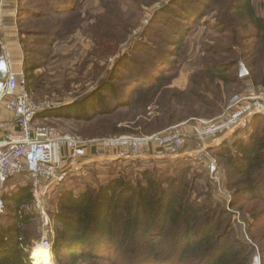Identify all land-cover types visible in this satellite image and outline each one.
<instances>
[{
  "label": "trees",
  "instance_id": "16d2710c",
  "mask_svg": "<svg viewBox=\"0 0 264 264\" xmlns=\"http://www.w3.org/2000/svg\"><path fill=\"white\" fill-rule=\"evenodd\" d=\"M215 2L216 0H207V3L202 2L200 7L206 12L209 10V4ZM225 2L228 20L219 21V27L231 30V45L239 47L242 52L250 53L242 55L248 77L240 79L237 70L233 73L239 80H247L251 86L264 91V17L257 12L254 0ZM51 4L49 11L44 12V15L49 13L50 17L55 16L63 25L70 24L78 16V8L73 4L67 6L66 2L60 0ZM197 12L199 11H186L187 19L199 21L203 14ZM24 16L27 17L25 21L31 20L30 24L26 25L30 32L24 34L19 30L21 37L18 42L22 57L19 69L13 70L23 73V89L35 101L40 100L38 97L43 94L45 85V79L39 73L41 65L37 61V55L42 53L45 59L50 57L51 53H54L55 42L68 31L62 27L60 29L58 22L48 27L32 26V22L40 16L35 11H30ZM104 19L107 21L108 17L105 16ZM96 21L94 24L101 22L99 18ZM232 28L240 29L241 36L233 33ZM23 35H26L27 39H22ZM44 36H49L50 41L40 43ZM245 39L251 40V44H241V40ZM175 43L180 48L183 38L176 37ZM24 44L27 48L46 46L47 51L30 53L29 49H23ZM224 54L235 56L232 51ZM233 68V63H211L210 60L202 73L203 90L206 92L211 86L220 89L219 83L224 86L233 81L239 83L240 81L232 80L227 73ZM115 71L114 69L106 73L95 88L80 99L40 113L35 123L38 119H73L88 122L90 115L97 110L103 116H111L120 108L132 109L137 106L143 110L150 106L155 95L165 86L160 81L153 85L146 84L143 79H132L134 77L126 74L122 75L123 79H118ZM127 78H131L136 87H130L124 92V89L120 90L116 84L117 81L125 82ZM162 93H170L172 98L183 95L175 90H163ZM191 94L196 99L194 105H206L204 95L196 91ZM106 95L112 101L106 102ZM170 100L171 98L165 104L157 102L159 112L163 113L164 117L157 118L148 126L161 123L167 127L178 122L174 120L173 115L183 109L185 104L182 101L174 103ZM117 133L119 134V131ZM119 136L137 135L124 134L105 138ZM210 155L228 164V175L239 178L232 183L233 189L229 190L230 195L234 196L227 201L231 207L243 201L264 203V118L255 117L246 127L213 148ZM166 161L169 160L164 162ZM183 165L189 166L187 162ZM130 168L135 175L133 178L128 177ZM175 168L171 170H176ZM152 169L154 168L144 166V163L130 161L110 163L106 166L92 164L83 169L81 176L70 174L53 185L43 199V202L52 201L54 207L48 213L45 212L49 220V239L52 240L50 254L53 264H83L87 254L94 255L97 259H107L108 262L111 261L110 264L250 263L252 249L248 244L232 239L234 230L224 209L219 207L218 210L219 205H201L187 198L190 185L184 177L187 170H184L183 177L175 179L157 169L155 170L158 172H153ZM99 176H102L104 182L97 186V182L101 181ZM19 188L8 198L5 194L2 196L5 211L0 217H4L5 223L0 222V264H30V254L26 250L31 247V235L40 239V230L35 235L25 229L35 222L38 228L39 222L41 226L39 212L24 209L31 202L34 205L31 184ZM104 243L107 246L103 247ZM105 251L108 255L100 257L99 254ZM63 254H67L68 260L61 257Z\"/></svg>",
  "mask_w": 264,
  "mask_h": 264
},
{
  "label": "rangeland",
  "instance_id": "374dc122",
  "mask_svg": "<svg viewBox=\"0 0 264 264\" xmlns=\"http://www.w3.org/2000/svg\"><path fill=\"white\" fill-rule=\"evenodd\" d=\"M53 1L55 0H0V56L3 53L7 55L14 70L19 69L22 57L18 42L21 37L19 30L24 34L30 32L26 25L30 24L31 20L25 21L27 17L25 18L24 15H28L30 11L40 15L32 22V26L36 28L48 27L58 22L60 29L62 27L68 31L58 42H55L54 53H51L50 57L45 59L42 53L37 55V61L41 65L39 73L44 77L45 85L43 94L38 97L40 100L35 101H53L58 106L72 103L92 91L98 81L114 69L118 79H123L122 75L126 74L134 77L132 79L139 77L146 84L153 85L160 81L165 86L155 95L150 106L143 110L137 106L132 109L120 108L111 116L100 115L97 110L90 115L88 122L73 119H38L36 124L52 127L63 135L83 137L82 139H105V137L124 134L151 135L172 127L181 126L184 129L187 124L218 120L225 115L231 97L250 91H262L251 86L247 80H239L233 73L238 71L240 65L247 70L242 55L250 53L242 52L239 47L231 45L233 36L231 30L227 31L226 28L219 27V21L228 20L225 0H216L214 4H209V10L206 12L200 5L202 2L206 4L207 0H60L66 2L67 6L73 4L78 8L77 18L66 25H63L61 20L58 21L55 16L50 17L49 13L44 15V12L49 11ZM254 4L257 12L264 17V0H254ZM186 11H199L197 13L203 16L199 21L193 22L187 19ZM105 16L108 17L107 21L104 19ZM97 18L100 19V24H94ZM232 31L241 36L240 29L232 28ZM176 37L183 38V45L180 48L176 46ZM22 39H27V36L23 35ZM49 41V36H44L40 43ZM244 43L246 46L250 45L251 40H241V44ZM23 49H29L30 53L47 51L46 46L27 48L25 44ZM229 51L235 56L224 54ZM210 60L211 63L217 61L223 64L233 63L234 68L227 73L232 80L236 79L240 82L233 81L228 86L219 83L220 89L211 86L205 92L202 88V73ZM127 79L125 82L117 81L116 84L120 90L124 89V92L130 87H136L131 78ZM163 90H175L183 95L172 98L170 93L161 94ZM192 91L204 95L205 106L194 105L196 99L191 94ZM105 97L106 102L112 101L107 95ZM169 98L171 102L182 101L185 104L183 109L173 115L174 120L178 122L167 127L162 126L161 123L148 126L157 118L164 117L163 113L159 112L157 102L165 104ZM4 110L6 109L2 103L0 122L8 118ZM191 145V142L187 143L186 148L181 149L176 157L168 161L169 163L152 158L130 162L144 163V166L153 167V172L161 171L175 179L183 177L184 170H187V175H184L185 180L190 182L187 198L201 205H219L218 210L219 207L224 209L234 230L232 239L246 243L252 249L249 264H264V203L243 201L231 207L227 201L234 196L230 195L229 190L233 187L232 183L239 178L228 175V164L214 158L210 153L208 154L211 157L203 158L201 162L187 157L186 150L190 149ZM175 160L178 162H171ZM121 161L128 160L115 162ZM186 162L189 166H182ZM177 166L179 167L175 168ZM212 167L215 168L213 174H211ZM162 168L166 169L158 170ZM173 168L176 170H171ZM130 170L128 177H135L133 169ZM25 176L27 175L13 177L6 183L4 194L7 198L20 189L19 187H28L31 182ZM214 177L216 181L213 180ZM99 179L101 181L97 182V186L104 182L102 176H99ZM259 179L262 180L261 177ZM31 207H33L32 202L24 209L31 211ZM52 209H54L52 201L43 202L44 212L48 213ZM0 222H4V217H0ZM38 224L39 228L35 222L25 229L30 233L34 232L35 235L40 230L41 239L42 225L40 226V222ZM31 237L33 238L31 246H39L40 239L32 235ZM50 240L51 238L49 239L51 243ZM105 246L107 245L104 243L103 247ZM34 250L37 254L45 253L49 257V262L40 261L37 259L38 256L34 258ZM34 250L31 257L35 259V264L54 263L51 254L46 250L41 248ZM106 255H108L107 251L99 254L100 257ZM88 256L91 255L84 256L83 264L111 262L107 259H97L94 255L91 258ZM61 257L68 260L67 254ZM30 264H32L31 260Z\"/></svg>",
  "mask_w": 264,
  "mask_h": 264
},
{
  "label": "built area",
  "instance_id": "2783aa9c",
  "mask_svg": "<svg viewBox=\"0 0 264 264\" xmlns=\"http://www.w3.org/2000/svg\"><path fill=\"white\" fill-rule=\"evenodd\" d=\"M0 73L3 75L0 104L4 103L10 113V119L0 122V129L5 132L0 139V215L5 211L2 196L6 182L21 174L28 175L34 206L42 223L40 245L27 248L28 254L35 248L50 252L49 220L42 202L46 190L68 175L79 176L88 165L103 166L118 160H172L189 142L192 145L186 156L201 162L211 157L208 153L213 147L246 127L255 117L264 118V91L257 90L231 97L225 115L215 121L187 124L184 129L172 127L152 135L85 140L35 123L40 113L58 106L53 101L32 100L23 89V73L12 69L4 53L0 56ZM238 77H248L242 65ZM214 170L212 167L211 174Z\"/></svg>",
  "mask_w": 264,
  "mask_h": 264
},
{
  "label": "bare ground",
  "instance_id": "6f19581e",
  "mask_svg": "<svg viewBox=\"0 0 264 264\" xmlns=\"http://www.w3.org/2000/svg\"><path fill=\"white\" fill-rule=\"evenodd\" d=\"M58 106V105H57ZM36 250H37V248H35ZM39 249V248H38ZM33 250L34 249H31L29 252H30V257L32 256V252H33ZM34 258H36L35 256H38V258L37 259H39L40 261H44V263H47V262H49V257L48 256H46L45 255V253H36L37 251H35L34 250ZM48 253H50V252H48ZM31 259L34 261V263H35V259H33L32 257H31Z\"/></svg>",
  "mask_w": 264,
  "mask_h": 264
},
{
  "label": "crops",
  "instance_id": "0c3cea01",
  "mask_svg": "<svg viewBox=\"0 0 264 264\" xmlns=\"http://www.w3.org/2000/svg\"><path fill=\"white\" fill-rule=\"evenodd\" d=\"M4 112L6 113V115H8V118L6 119V120H8V119H10V113L8 112V111H6V110H4ZM1 119V118H0ZM5 134V132L4 131H2V133L0 134V139H1V137H2V135H4ZM21 175H25V174H21ZM21 175H19V176H21ZM18 177V176H17ZM25 177H28V179H29V181L31 182V179L29 178V176L27 175V176H25ZM31 184V183H30ZM19 186H21V185H19ZM13 189V187H11L10 188V190H12ZM50 191V190H49ZM49 191H47L46 190V196H47V194L49 193ZM45 197V196H44ZM31 210H36V208H35V206L33 205V207H31Z\"/></svg>",
  "mask_w": 264,
  "mask_h": 264
},
{
  "label": "water",
  "instance_id": "95a60500",
  "mask_svg": "<svg viewBox=\"0 0 264 264\" xmlns=\"http://www.w3.org/2000/svg\"><path fill=\"white\" fill-rule=\"evenodd\" d=\"M3 77V75H2V73H0V78H2Z\"/></svg>",
  "mask_w": 264,
  "mask_h": 264
}]
</instances>
